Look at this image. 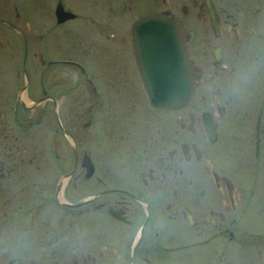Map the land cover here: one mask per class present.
<instances>
[{
	"label": "flooded vegetation",
	"instance_id": "af4514ba",
	"mask_svg": "<svg viewBox=\"0 0 264 264\" xmlns=\"http://www.w3.org/2000/svg\"><path fill=\"white\" fill-rule=\"evenodd\" d=\"M150 12L183 24L182 106L149 100ZM261 215L264 0H0V264H264Z\"/></svg>",
	"mask_w": 264,
	"mask_h": 264
},
{
	"label": "water",
	"instance_id": "95a60500",
	"mask_svg": "<svg viewBox=\"0 0 264 264\" xmlns=\"http://www.w3.org/2000/svg\"><path fill=\"white\" fill-rule=\"evenodd\" d=\"M133 45L151 103L161 108L185 104L199 73L181 21L165 12L140 16L133 25Z\"/></svg>",
	"mask_w": 264,
	"mask_h": 264
},
{
	"label": "rangeland",
	"instance_id": "374dc122",
	"mask_svg": "<svg viewBox=\"0 0 264 264\" xmlns=\"http://www.w3.org/2000/svg\"><path fill=\"white\" fill-rule=\"evenodd\" d=\"M155 115L156 114H154V113H151V115H150V113L147 112L146 123H143L147 131H151V130L154 129V123L156 121L155 120V118H156ZM164 115L165 114L163 112V116H162L163 119L165 118ZM259 219H260L261 223H263L264 222V215H261L259 217ZM202 253H204V251L195 250V251H192L191 254H190V252L188 250H184L183 252L181 251L180 258H179V261L177 262V264H211V262H212V264H216L215 263L216 260H214L215 262L213 260L211 262H209L208 260L206 262L202 261L201 259L205 258L204 256H200ZM188 255L190 257H192V263H188L186 261V257ZM227 264H237V263L236 262H234V263L230 262V263H227Z\"/></svg>",
	"mask_w": 264,
	"mask_h": 264
}]
</instances>
